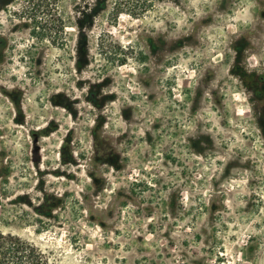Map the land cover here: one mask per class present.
Listing matches in <instances>:
<instances>
[{"label":"rangeland","instance_id":"374dc122","mask_svg":"<svg viewBox=\"0 0 264 264\" xmlns=\"http://www.w3.org/2000/svg\"><path fill=\"white\" fill-rule=\"evenodd\" d=\"M133 1L0 0V233L264 264V0Z\"/></svg>","mask_w":264,"mask_h":264},{"label":"trees","instance_id":"16d2710c","mask_svg":"<svg viewBox=\"0 0 264 264\" xmlns=\"http://www.w3.org/2000/svg\"><path fill=\"white\" fill-rule=\"evenodd\" d=\"M141 2L143 1L141 0ZM127 3L129 2L127 1ZM130 5L131 8H135L137 6L139 8L145 9L150 5V0H144L143 3H139L137 0L136 3H134V1L131 2ZM0 264L50 263L48 257L29 241L16 235L0 233Z\"/></svg>","mask_w":264,"mask_h":264}]
</instances>
